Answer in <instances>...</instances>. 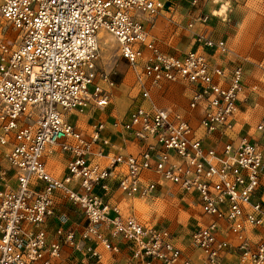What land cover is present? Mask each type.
I'll return each instance as SVG.
<instances>
[{
	"label": "built area",
	"instance_id": "2783aa9c",
	"mask_svg": "<svg viewBox=\"0 0 264 264\" xmlns=\"http://www.w3.org/2000/svg\"><path fill=\"white\" fill-rule=\"evenodd\" d=\"M163 8L162 0H0V264H61L65 256L264 264V151L238 123L244 68L214 62L231 49L204 29L186 51L163 50L150 33ZM103 32L117 42L137 92L111 121L97 114L118 86L98 66ZM178 83L188 87L185 108L155 101L153 89ZM85 112L88 126L72 122ZM104 130L133 150H113ZM253 130L264 134V121ZM55 152L64 156L61 175L52 171L61 165L47 163ZM162 186L192 195L205 218L190 233L196 253L166 224L123 208ZM59 200L83 219L58 214L51 232Z\"/></svg>",
	"mask_w": 264,
	"mask_h": 264
},
{
	"label": "rangeland",
	"instance_id": "374dc122",
	"mask_svg": "<svg viewBox=\"0 0 264 264\" xmlns=\"http://www.w3.org/2000/svg\"><path fill=\"white\" fill-rule=\"evenodd\" d=\"M182 1L184 4L177 9L178 15L188 12L208 14L212 31L226 38L231 48L239 54L247 55L248 80L244 91L247 98L243 102L247 109L244 117L254 123L264 119V0ZM171 6L169 4L168 9ZM177 17L174 20L178 24L175 21L168 23L160 17L157 21L154 20L155 26L151 30V34L161 39L168 50H179L189 41L190 32L183 28L186 27L187 18L178 20ZM7 30L11 35L14 33V29L5 26L4 31ZM98 66L110 72L118 84L111 101L121 116L137 98V92L132 86V75L119 56L117 42L106 32L100 37ZM181 90H168L166 98H159V102H181L185 98V93ZM179 96L182 99L179 100ZM261 136L264 141V135ZM122 204L125 210L131 211L142 222L166 224L182 246L189 245L191 231L205 221L193 197L175 189H169L167 193H160L153 198L125 199Z\"/></svg>",
	"mask_w": 264,
	"mask_h": 264
},
{
	"label": "crops",
	"instance_id": "0c3cea01",
	"mask_svg": "<svg viewBox=\"0 0 264 264\" xmlns=\"http://www.w3.org/2000/svg\"><path fill=\"white\" fill-rule=\"evenodd\" d=\"M164 2V8L162 9L161 13L157 16V18L155 19V21H157L158 18H162V19H166V21L169 23L174 22V17L178 16V20L183 19V18H187V23H186V27H183L186 31L190 32L189 35V41L185 42L186 45L184 47H182L179 50H168L165 49V47L163 46V42L161 41V39L154 37L152 34V36L159 42V44L161 45L162 49L168 52H176V53H181L186 51L187 49H189L191 46H193L194 44V34L195 32L199 31L200 29H204L209 35L210 37L214 38V39H224L226 44L229 46V48L231 49V52L228 54H217L216 56H214L213 60L214 62H216L217 64L226 67V68H230L232 67L234 64L240 63L242 64L243 68H244V88L242 90V92L239 95V107H240V116H239V125H241V132L242 133H246V132H251L252 136L255 137L263 146V151H264V145H263V140H262V136L264 134H261L259 132H256L255 130H253V127L255 125V123H257L258 121H264V119L261 120H257L255 123L254 122H250L249 120H246V118L244 117V113L246 111L247 108H245L244 106V100L247 98L246 95L244 94L245 88L247 86V80H248V57L247 55H242L239 54L237 51H235L234 49L231 48V46L228 44L227 39L224 38L221 35H216L213 31L212 28L210 27L211 25V18H207V20L205 21L204 25H201L198 21H194L196 17L200 16V15H208L206 13H195V12H188L185 15L180 14L178 15V11L177 9H179V7H181L184 3L182 0H162ZM186 1V0H185ZM195 0H192V2H194ZM169 4H171V8H169ZM176 7V9H174ZM154 21V22H155ZM177 23V21H175ZM192 22V26H189L188 24ZM156 24V23H155ZM178 24V23H177ZM155 25H153L150 28V33L152 28ZM216 54V53H215ZM238 60H237V59ZM227 60V61H226ZM178 90L181 92L184 91L185 93V98L183 97V100H181V102H177V103H166L164 104V102L162 103L161 101L159 102V98H166L167 94L169 93L168 90ZM180 92V93H181ZM152 95L153 98L155 99V101L161 105V106H172V107H179L180 109L185 108L186 103H187V98H188V87H186L183 84H172L167 86V88L165 89V91H158L157 89H153L152 90ZM179 100L182 99L181 96L178 97ZM158 100V101H157ZM114 103L111 101L103 110V112H97V114L101 117H105L106 120L111 121L113 120V118H115L118 114L116 107H114ZM93 119L91 118V113L90 112H85L84 114H79L78 116H72V122H76L79 126H88L89 122H91ZM254 123V124H253ZM102 135L108 137L110 139V141L115 145L113 147V150L115 151H130L133 150L131 144L128 143V141H126L125 139H123L118 133L112 134L107 130H104L102 132ZM263 141V142H262ZM56 158L55 159H53ZM52 158H48L47 159V163L49 167H53L54 163L57 162L59 164V166L61 165V169H53V174L54 175H61L64 171V156L60 153L55 152L54 156ZM165 189V190H164ZM170 188L162 186L160 188V192L164 193V192H168ZM184 194V193H183ZM192 196V195H191ZM193 197V196H192ZM55 215H52L49 218L48 221V229L49 231H53L55 225L58 223V214H62L65 213L69 216L70 220H76V221H81L83 219L82 216H79L80 214L78 213V211H76L75 209H73L67 202H64L63 200H59V202L56 204L55 207ZM173 232V231H172ZM174 233V232H173ZM175 235V233H174ZM175 240L178 244L179 241L177 240L176 236H175ZM181 245V244H180ZM182 246V245H181ZM189 245L187 246H182L185 248L186 252L191 253L192 250H190L188 248ZM193 252H197V251H193ZM192 252V253H193ZM66 258L63 259L61 264H94L90 261H86L84 259H73L72 256H65Z\"/></svg>",
	"mask_w": 264,
	"mask_h": 264
}]
</instances>
